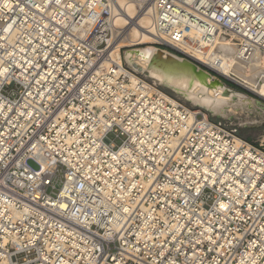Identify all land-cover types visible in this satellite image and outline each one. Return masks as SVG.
Listing matches in <instances>:
<instances>
[{
    "label": "built area",
    "instance_id": "2783aa9c",
    "mask_svg": "<svg viewBox=\"0 0 264 264\" xmlns=\"http://www.w3.org/2000/svg\"><path fill=\"white\" fill-rule=\"evenodd\" d=\"M123 1L212 75L264 60V0ZM121 12L0 0V264H264V142L105 63Z\"/></svg>",
    "mask_w": 264,
    "mask_h": 264
},
{
    "label": "bare ground",
    "instance_id": "6f19581e",
    "mask_svg": "<svg viewBox=\"0 0 264 264\" xmlns=\"http://www.w3.org/2000/svg\"><path fill=\"white\" fill-rule=\"evenodd\" d=\"M116 3L125 14L122 12L119 14L115 20V27L123 29V31L108 50V58L105 63L112 60L120 61L119 49L124 46V43L138 45L147 44L153 40L146 30L149 26V18L145 15L135 16V9L132 4L125 3L123 0H116ZM126 16L134 18L131 22L129 21L127 27H125V22L128 20ZM219 45L218 50L222 53L223 65L217 72L264 100V60L261 62H239L234 57L235 50L226 48L223 41ZM163 54L166 55L167 53L163 52ZM124 62L130 68H133V65L139 66L143 71L149 73L150 80H153L157 85L176 91L180 97L191 101L194 105L202 107L213 115H218L220 118L228 119L230 117L232 112L230 106L232 107L233 102L240 104L243 108L252 106L250 99L233 90L223 86L210 87L208 84L215 80L214 77H208L207 83H203L198 78L183 73H162L136 53L128 54L125 52ZM231 73L246 84L234 80Z\"/></svg>",
    "mask_w": 264,
    "mask_h": 264
},
{
    "label": "rangeland",
    "instance_id": "374dc122",
    "mask_svg": "<svg viewBox=\"0 0 264 264\" xmlns=\"http://www.w3.org/2000/svg\"><path fill=\"white\" fill-rule=\"evenodd\" d=\"M146 47L143 44L138 45H130L125 44L120 48V56L121 61L123 64L127 65L124 62V54L127 50H137ZM128 66V65H127ZM129 67V66H128ZM208 73V72H207ZM210 74V73H209ZM212 75V74H211ZM221 75V74H220ZM231 77L242 83L246 84L244 81L239 80L235 75L231 73ZM215 80L220 81L223 84V87H226L227 89L233 90L236 93H239L240 95H243L251 100L252 106L250 108H243L240 104H235L233 102L232 107L230 106V110L232 111L230 114V117L228 119L218 118V115H213L208 111H205V109L201 108L200 106L194 105L191 101L184 99L183 97L176 96L174 93L162 88L171 96H174L176 98H179L181 101L184 102L188 107L193 109L194 111H200L204 114H206L212 121L215 122H222L223 124L227 125V127L232 128L235 130L236 135L250 143L259 144V142H264V100L259 99L255 95H253L252 92L248 91L247 89L243 88L242 86L238 85L237 83H234V81H230V79L222 76H216L212 75ZM153 81V80H152ZM154 82V81H153ZM222 86V85H221ZM9 90L16 91V87L12 86L9 87ZM243 108V109H242ZM263 109V110H262ZM109 139L115 143L116 146H119L122 141L124 140L123 137L115 138L114 135H110ZM28 164L33 168L37 169L38 166L33 161H29ZM60 187L59 182L56 185V189L54 192H56ZM51 192V190H49Z\"/></svg>",
    "mask_w": 264,
    "mask_h": 264
},
{
    "label": "water",
    "instance_id": "95a60500",
    "mask_svg": "<svg viewBox=\"0 0 264 264\" xmlns=\"http://www.w3.org/2000/svg\"><path fill=\"white\" fill-rule=\"evenodd\" d=\"M154 49L155 48H153V47L147 46L142 50L141 49L127 50L126 53H128V54H132V53L139 54L144 60L149 62V65H151L153 68H155L156 70H158L162 73H183V74H186L188 76L198 78L199 81H201L203 83H207L208 77L213 78V76L211 74L200 69L197 65H195L191 61H188L185 59H179L176 56L171 55V54L164 55L161 50H158V49L154 50ZM124 61H125V54H124ZM133 68L132 69L134 71L141 73L143 76L150 79L149 73L147 71H143L139 66H136V65H133ZM208 85L210 87H216V86H221V85L223 86V84L218 80H213L212 83L208 84ZM164 89L174 93L176 96H179L176 91H174L170 88H164ZM253 95H255V94L253 93ZM217 117L220 118L219 116H217Z\"/></svg>",
    "mask_w": 264,
    "mask_h": 264
},
{
    "label": "snow or ice",
    "instance_id": "6c2138e0",
    "mask_svg": "<svg viewBox=\"0 0 264 264\" xmlns=\"http://www.w3.org/2000/svg\"><path fill=\"white\" fill-rule=\"evenodd\" d=\"M221 207H224V205H222Z\"/></svg>",
    "mask_w": 264,
    "mask_h": 264
}]
</instances>
